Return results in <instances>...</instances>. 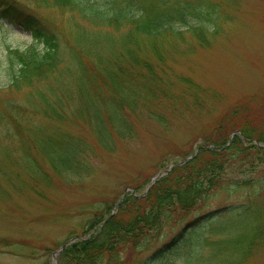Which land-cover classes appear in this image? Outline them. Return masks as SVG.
<instances>
[{
  "label": "trees",
  "instance_id": "trees-1",
  "mask_svg": "<svg viewBox=\"0 0 264 264\" xmlns=\"http://www.w3.org/2000/svg\"><path fill=\"white\" fill-rule=\"evenodd\" d=\"M35 1L50 9L78 15L95 26H128L118 44H103L97 39L98 48L89 49L87 45L93 38L82 36L69 43L61 38L56 25L25 3L0 0L1 13L18 21L32 37L30 45L8 49L0 60L1 75L6 81L3 88L14 92L31 86L47 78L63 60L66 62L65 75L57 77V91L62 96L52 92L50 97L37 91V105L24 106L13 99L17 103L10 101L0 113L7 126V137L12 138L14 134L20 137L21 162L35 176L48 179L46 169L35 164L28 154L34 148L46 159L49 171L66 182H86L100 168L99 157L92 160L97 152L95 144L61 132L42 134L40 124L32 122L38 114L58 122L70 114L69 117L82 119L94 133L97 146L113 152L117 141L130 142L137 138V120L166 124L171 121L172 113H183L189 107L197 108L196 111L208 108L200 95L203 88L188 77L175 76L176 79L182 77L186 86L175 96V80L169 81L156 71L158 66L152 56L163 62L176 41L168 47L165 45L178 38L172 34H179L181 29L190 30L202 45L208 43L210 35H215L228 19L224 7L228 0ZM140 38L143 40L139 41ZM100 43L109 48L105 53ZM204 93L213 99L216 97L214 91ZM65 103H70L69 113L61 110ZM238 128L244 137L264 142L263 136H255L250 124L244 123ZM114 137L117 140L113 144ZM208 140L217 145V149L198 145V152L191 159L160 177L144 196L126 193L116 213L96 235L64 250V264H71L74 259L76 263L80 260L81 264H97L106 252L115 259L113 254L122 245L131 243L141 247L163 226L181 220L183 228L170 241L155 247L139 264H180L177 256H185L186 264H244L246 255L264 234V219L260 220L263 215L255 203L234 204L187 216L220 186L229 165L246 166L254 159L260 161V157L264 158V147L245 143L239 135L227 146H224L226 140ZM250 179L240 178L235 182L238 186L251 185L256 193V182H249ZM257 183L261 190L264 182ZM91 208L92 214L85 219L87 229L101 223L111 205L99 199ZM252 217L254 221L248 224V233L242 221ZM207 226L212 233L210 237L209 234L204 236ZM233 228H238L235 235L231 234ZM205 245L209 251L203 253ZM78 251L80 256H77Z\"/></svg>",
  "mask_w": 264,
  "mask_h": 264
},
{
  "label": "rangeland",
  "instance_id": "rangeland-1",
  "mask_svg": "<svg viewBox=\"0 0 264 264\" xmlns=\"http://www.w3.org/2000/svg\"><path fill=\"white\" fill-rule=\"evenodd\" d=\"M18 1L56 25L61 38L69 43L82 36L93 38L87 45L89 49L98 48L97 39L103 44H118L128 30L126 25L95 26L85 18L62 9H50L35 0ZM224 7L228 19L215 35H210L208 43L202 45L190 30L181 29L179 34H172L178 38L165 45L168 47L176 41L163 62L152 56L158 66L156 71L169 81L175 80V96L181 94L185 86L182 77L175 78L177 75L188 77L203 88L200 95L208 105L205 111L189 107L183 113H172L171 121L166 124L137 120V138L130 142L117 141L113 152L99 148L92 130L82 119L69 117L71 114L59 122L41 114L32 118L33 123L40 124L42 134L61 132L95 144L97 152L93 153L92 160L99 157L100 168L86 182H64L56 178L36 148L30 149L28 154L35 164L46 169L48 179L35 176L21 162L20 137L16 134L7 137V126L0 117V264H63L60 253L54 255L53 252L64 240L83 233L84 220L92 214L93 202L104 199L112 208L125 186L142 192L159 169L192 153L208 138L227 139L231 131L244 123L254 128L255 136L264 137V0H228ZM30 43V34L15 23L8 24L0 13V60L8 48H23ZM101 43L105 53L109 48ZM65 65L63 60L47 78L14 92L3 88L6 81L0 70V113L10 101L17 103L13 99L24 106L37 105V91L50 97L52 92L62 96L57 91V77L65 75ZM210 90L220 96L213 99L204 93ZM61 110L69 113L70 103H65ZM37 131L38 127L35 128ZM115 140L116 137L113 144ZM260 158L246 166L241 163L229 165L220 186L187 218L209 209L252 201L261 210L263 217L260 220H263L264 184L260 190L257 183L264 182V158ZM239 165L241 169H236ZM42 170H39L41 174ZM5 171L8 173L4 174ZM240 178H251L249 182H256V193L251 185L238 186L236 180ZM253 221V217L242 221L246 232L250 233L247 226ZM182 223L166 224L141 247L131 243L118 246L113 254L115 259L106 252L97 264H138L153 247L177 233ZM207 227L204 236L209 234L210 237L212 233ZM237 230L233 228L231 234L235 235ZM208 251L205 245L202 252ZM80 253L78 251L77 256ZM177 260L186 264L185 256H177ZM71 264H81V261L76 263L74 259ZM245 264H264V234L246 255Z\"/></svg>",
  "mask_w": 264,
  "mask_h": 264
},
{
  "label": "water",
  "instance_id": "water-1",
  "mask_svg": "<svg viewBox=\"0 0 264 264\" xmlns=\"http://www.w3.org/2000/svg\"><path fill=\"white\" fill-rule=\"evenodd\" d=\"M190 157V156H189ZM188 159V158H187ZM180 163V162H179ZM173 165L174 164H170L169 166H168V168H166L165 170H163V171H159V172H157L152 178H151V181L148 183V185H147V187H146V190L142 193V194H144L146 191H147V189L153 184V182H155L156 181V179L159 177V176H161L162 174H164V173H166L167 171H169L172 167H173ZM141 195V194H140ZM68 242H65L64 243V245H66ZM63 245V246H64Z\"/></svg>",
  "mask_w": 264,
  "mask_h": 264
}]
</instances>
